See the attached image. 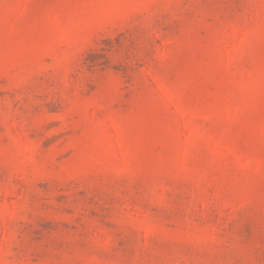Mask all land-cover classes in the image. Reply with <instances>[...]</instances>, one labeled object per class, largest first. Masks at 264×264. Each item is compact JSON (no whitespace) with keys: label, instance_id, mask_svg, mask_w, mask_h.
Segmentation results:
<instances>
[{"label":"rangeland","instance_id":"1","mask_svg":"<svg viewBox=\"0 0 264 264\" xmlns=\"http://www.w3.org/2000/svg\"><path fill=\"white\" fill-rule=\"evenodd\" d=\"M0 264H264V0H0Z\"/></svg>","mask_w":264,"mask_h":264}]
</instances>
